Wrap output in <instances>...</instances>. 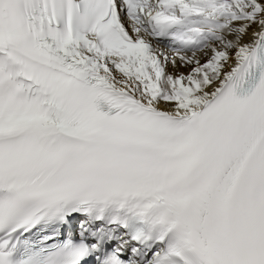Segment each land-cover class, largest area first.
I'll return each instance as SVG.
<instances>
[{
  "label": "snow or ice",
  "instance_id": "1",
  "mask_svg": "<svg viewBox=\"0 0 264 264\" xmlns=\"http://www.w3.org/2000/svg\"><path fill=\"white\" fill-rule=\"evenodd\" d=\"M0 264H264V0H0Z\"/></svg>",
  "mask_w": 264,
  "mask_h": 264
},
{
  "label": "bare ground",
  "instance_id": "2",
  "mask_svg": "<svg viewBox=\"0 0 264 264\" xmlns=\"http://www.w3.org/2000/svg\"><path fill=\"white\" fill-rule=\"evenodd\" d=\"M169 70H171V68Z\"/></svg>",
  "mask_w": 264,
  "mask_h": 264
}]
</instances>
